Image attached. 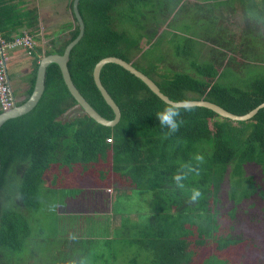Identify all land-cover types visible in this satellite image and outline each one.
Masks as SVG:
<instances>
[{"label":"trees","instance_id":"trees-1","mask_svg":"<svg viewBox=\"0 0 264 264\" xmlns=\"http://www.w3.org/2000/svg\"><path fill=\"white\" fill-rule=\"evenodd\" d=\"M250 1L254 2L80 0L86 28L71 52L68 67L72 79L89 103L113 120L115 113L94 80L97 63L115 56L139 69L136 60L148 57L141 42L156 33L143 17L179 19L184 12H194V22L201 24L206 18L204 22H214L216 35L207 40L214 47L211 59L198 64V46L192 36L182 37L185 41L174 38L175 42L169 41L176 56L171 63L179 68L171 66L156 78L160 69L157 63L166 62L163 57L142 72L173 101L207 100L233 114L245 115L264 103V16L256 18L249 12ZM73 5L74 0L70 3L74 29L59 42L54 40L47 55L63 54L79 36ZM157 5L165 12H154ZM240 10L244 24L238 31L242 32V47L238 49L237 33L231 31L226 19ZM256 41L263 50L253 49ZM242 73L248 77L244 81L241 76L240 82L245 84L235 83L236 74ZM101 80L122 112L114 127L99 124L79 106L61 68L54 63L47 69L46 90L36 108L1 127L0 264L21 263L16 255L29 243H39L31 220L48 200L43 199V186L63 169L78 175L97 167L100 178H113L118 191L152 197L147 201L145 221L133 225L140 234L137 241L155 254L152 264H183L179 262L183 256L188 259L184 264H191L194 255L205 251L209 240L226 250L254 234L255 227L264 223V108L250 120L234 121L205 107H175L114 63L104 66ZM76 106L83 113L70 119L68 113ZM168 107L179 112L175 130L160 120L159 114ZM74 183L78 185L82 179ZM126 205L122 212L116 210L122 217L129 213ZM123 221L126 228L125 221L131 220L124 217ZM105 240L73 239L68 240L67 247L72 255H79L81 246L87 256ZM60 255L65 258L54 264H84L81 256L68 259L64 250Z\"/></svg>","mask_w":264,"mask_h":264},{"label":"rangeland","instance_id":"rangeland-1","mask_svg":"<svg viewBox=\"0 0 264 264\" xmlns=\"http://www.w3.org/2000/svg\"><path fill=\"white\" fill-rule=\"evenodd\" d=\"M193 1L191 0L190 4H192ZM198 1L203 4V0ZM187 2H190V0H187ZM160 6L161 5H157L153 9L157 14H162L163 12H165V10L163 11ZM241 11L242 10L226 19L228 25L232 28L231 31L237 33L236 44L238 49L242 47L240 46L241 38H239L242 32L238 31L241 30L240 28L244 24ZM249 12L251 14H255L256 18L258 16H264V0H254L253 3L250 1ZM193 14L194 12H184L183 14H181V17H179V19H173V17L170 16L165 18L161 15L156 16L154 14H152L154 16L146 15L145 17H143V20L146 22V24L148 23L150 27H153L154 30H156V33L154 35L150 34L147 38L144 39V41L141 42L142 47L144 48V52L148 55V57L143 56L136 60V65L139 70H147L152 63L158 62V60H161L163 57H165V60L164 58L162 60L168 62V59L166 57H169L170 61L168 63H157L160 69L158 70V76L156 78H159L160 73L167 72L166 69H169L172 66L171 61L176 59V56L173 52L174 44L169 41L172 40L173 42H175L174 38L177 40L185 41L182 38L185 36H192L190 38L193 40L195 46H198V64H202L204 61H208L211 59L210 53H212V49L214 47L210 43V41L207 40H211L212 35H216L215 31L213 30L214 22H204L208 20L206 18L201 21V24L196 23L194 22L196 21L195 17H192ZM187 15L190 16L187 17ZM157 17H159L160 20H157ZM205 17H207V15H205ZM197 20L199 21V19ZM164 29H166L165 33H163ZM162 33L163 35L160 38L159 36ZM261 33L264 35L263 28L261 29ZM144 34H147V31H145ZM175 35L182 36L176 37ZM257 42L258 41L253 44V49L258 51L263 50L262 45V48H258L259 44H257ZM183 46H185V43ZM190 59H192V57ZM238 61L242 62V59L238 58ZM176 62H173V64H182ZM182 65L185 66V63ZM182 65L179 70H182ZM173 68L178 69L179 67ZM241 76L244 81L248 79L246 73H242V75L236 74L235 83L244 85V81L240 82ZM82 113V109L79 106H76L69 111L68 117L72 119L76 115H81ZM107 178L106 176L100 178V172L97 167L88 169L86 172L81 171V174L78 173V175H72L70 171H68L67 174L65 169H63L61 173L59 170L56 175L51 177V179L46 183L47 187L43 186V193H45L43 199L45 200V198L47 197L46 199H48V203L46 204L47 201H45L43 203L44 206H41L39 210L37 209L38 212H34V219L31 220V225H33V232L34 234H36L35 239H38L39 243H27L28 245L25 247L24 252L21 254L18 253L16 255V258L22 259L21 263L19 264H54V262H58L57 260L65 258L64 256L60 255V252L62 250H64L65 256L68 259L77 260L79 256H81L79 259L82 260L84 264H152L155 260V254H151V250L149 252L147 249L143 248L141 243L137 241L140 237L138 230L133 229L134 224H139L135 222L142 223L145 221L144 215L148 213L147 201H150L152 198L151 196H148L147 193L146 197H140L136 195L138 192L130 194L128 193L129 196L123 197L124 200L122 199L123 201L121 200V202L127 204L126 206L129 209V213H127L123 217L120 215L114 216L110 223L109 233L105 231L107 236H109L110 238L113 237L114 239L111 241L105 240V238L101 235L104 232V230H102L103 228H100V230H102V233L99 232V229H96L95 234H97L98 238L105 240V243L97 245L96 249H93L89 253V255H84L81 246V251L78 253L79 255H72L71 251L66 245L65 247L62 246L61 240H63L64 237H59L60 221L58 210L60 199L65 197L64 192L73 190L75 192L81 191L82 195L85 193H88L90 195L106 191L107 195H109V197H107L110 199L113 194L115 196L117 195L118 190L116 188L117 185L114 184L113 178H110L109 180H107ZM78 179H82V183L76 185L74 181L77 182ZM52 187L54 189H52ZM83 202L89 203L90 206L96 204L94 200H83ZM121 202H118L116 205L114 204L115 210L124 207ZM108 207H102L104 212L94 211V209H91L93 213H97L99 214V216H95L97 219H95L94 222L87 220V223L89 225V227L87 226L88 230L92 229L93 227V230H95L97 225L102 223V219L106 217L107 214L111 213L112 209ZM96 210H99V205L98 207H96ZM47 214L48 216L45 217L44 215ZM124 217H128L129 221L131 220L130 222L125 221V223H127V225L129 226V230H122ZM103 224L105 225V228L109 225L106 222H103L102 226H104ZM251 228L253 227L251 226ZM116 230L119 231L118 234H115ZM253 233L254 234H252L248 238H244L236 245L226 250L220 249V247L215 242H211V240H209L206 242L205 251H203L202 254L198 253L194 255L191 264H264V259L262 258V251L264 250V247L262 246H264V240H260V238L264 239V223L262 221L255 227ZM84 234L87 233L85 231L80 233L81 236H83ZM64 235H66L67 237L72 236L71 233H64ZM251 242L252 244L249 245L248 243ZM255 253H258L257 257H255ZM187 260L188 259L183 256L180 257L179 262L184 264Z\"/></svg>","mask_w":264,"mask_h":264},{"label":"crops","instance_id":"crops-1","mask_svg":"<svg viewBox=\"0 0 264 264\" xmlns=\"http://www.w3.org/2000/svg\"><path fill=\"white\" fill-rule=\"evenodd\" d=\"M71 2L72 0H0V34L2 38L13 40L24 34H30L34 40L32 49L18 47L7 51L8 76L18 104L26 102L32 94L31 91L34 90L39 69L38 67L36 72L37 65L40 66L43 58L47 56V52L53 46V41L58 39L57 42H59L74 29V17L70 9ZM127 193L129 192L124 190L117 191V195L113 194L110 199L106 191L90 195L88 193L82 195V192L75 195L71 191L64 193L65 197L60 199L58 210L59 237H64L61 240L62 246H67L68 240L73 239H101L95 234L96 229L100 230V228L104 230L101 234L102 237L106 240H113L114 238L107 236L105 231L109 233L110 223L114 216L122 215L117 214L115 205L121 202ZM83 200H94L96 204L90 206ZM98 205L99 210H96ZM122 205L125 204L122 202ZM103 206H109L112 209L111 213L101 221L109 225L105 228V225L102 226L101 223L95 230H93L94 227L88 230L87 220L94 222L97 219L95 216H99L91 209L104 212ZM122 211L123 207L120 208V212ZM122 228V230H129V226L126 228L122 226ZM83 231L87 234L81 236L80 233ZM64 233H71L72 236L67 237ZM248 244L251 245L252 242ZM254 255L257 257L258 253ZM262 258L264 259V250Z\"/></svg>","mask_w":264,"mask_h":264},{"label":"water","instance_id":"water-1","mask_svg":"<svg viewBox=\"0 0 264 264\" xmlns=\"http://www.w3.org/2000/svg\"><path fill=\"white\" fill-rule=\"evenodd\" d=\"M79 3L80 0H74V13L76 15L77 21L80 26V34L79 36L72 41L67 48L65 49V52L63 54H50L43 58V60L40 63L35 87L28 98V100L22 104H18L10 111L2 112L0 114V129L3 126V124L12 118H17L20 116H24L31 111H33L36 106L41 101L45 90H46V78H47V69L51 64H57L61 68L65 83L70 90L71 94L74 96V98L77 100L79 106L96 122L99 124L106 126V127H114L116 126L122 117V112L120 107L117 105V103L114 101V99L111 97L107 89L104 87L102 80H101V72L102 69L106 64L114 63L118 64L122 67H124L126 70L130 71L132 74H134L136 77L141 79L157 96H159L163 101L166 103L173 105L175 107H205L208 109L213 110L214 112L218 113L220 116L224 118H228L234 121H247L252 119L257 115L259 110L264 108V103H262L260 106L256 107L254 110L250 111L249 113L245 115H236L233 114L223 107H221L218 104H215L213 102L207 101V100H185V101H173L171 100L166 94H164L160 87L155 83L153 79H151L148 75H146L141 70L137 69L134 65L127 62L126 60L111 56L106 57L102 59L99 63H97L95 69H94V80L96 82V85L98 86L99 90L101 91L105 101L108 103V105L113 109L115 113V117L113 120L107 119L103 117L90 103L89 101L82 95L80 90L75 85L69 67L68 63L70 61L71 52L73 48L81 41L85 34V22L80 14L79 11ZM2 172V159H1V153H0V177Z\"/></svg>","mask_w":264,"mask_h":264},{"label":"built area","instance_id":"built-area-1","mask_svg":"<svg viewBox=\"0 0 264 264\" xmlns=\"http://www.w3.org/2000/svg\"><path fill=\"white\" fill-rule=\"evenodd\" d=\"M34 40L29 34L13 40H5L0 34V109L10 111L16 106V98L7 73V51L18 47L32 49ZM112 142V139H108Z\"/></svg>","mask_w":264,"mask_h":264},{"label":"clouds","instance_id":"clouds-1","mask_svg":"<svg viewBox=\"0 0 264 264\" xmlns=\"http://www.w3.org/2000/svg\"><path fill=\"white\" fill-rule=\"evenodd\" d=\"M7 73H8V70H7ZM16 105H17V100H16ZM3 112H6V111H3ZM178 115H179V112L174 107L165 108L164 111L159 114L161 123L169 126L172 130H175L177 127L176 118L178 117Z\"/></svg>","mask_w":264,"mask_h":264}]
</instances>
